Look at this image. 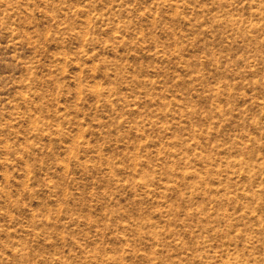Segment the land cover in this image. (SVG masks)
<instances>
[{"label": "rangeland", "instance_id": "374dc122", "mask_svg": "<svg viewBox=\"0 0 264 264\" xmlns=\"http://www.w3.org/2000/svg\"><path fill=\"white\" fill-rule=\"evenodd\" d=\"M0 264H264V0H0Z\"/></svg>", "mask_w": 264, "mask_h": 264}]
</instances>
